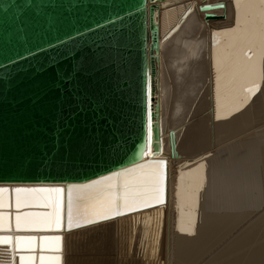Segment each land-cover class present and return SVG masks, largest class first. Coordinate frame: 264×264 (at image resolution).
Wrapping results in <instances>:
<instances>
[{"label": "water", "instance_id": "95a60500", "mask_svg": "<svg viewBox=\"0 0 264 264\" xmlns=\"http://www.w3.org/2000/svg\"><path fill=\"white\" fill-rule=\"evenodd\" d=\"M156 7L157 0H0V188L8 190L0 193V238L9 240L0 243V264L28 255L39 264L57 254L56 236L66 264L67 234L105 221L69 230L70 189L153 161L166 171V160L149 154L160 137ZM16 189L36 191L20 193L17 208Z\"/></svg>", "mask_w": 264, "mask_h": 264}, {"label": "bare ground", "instance_id": "6f19581e", "mask_svg": "<svg viewBox=\"0 0 264 264\" xmlns=\"http://www.w3.org/2000/svg\"><path fill=\"white\" fill-rule=\"evenodd\" d=\"M156 20L164 201L68 233L66 264H264V0H157Z\"/></svg>", "mask_w": 264, "mask_h": 264}, {"label": "snow or ice", "instance_id": "6c2138e0", "mask_svg": "<svg viewBox=\"0 0 264 264\" xmlns=\"http://www.w3.org/2000/svg\"><path fill=\"white\" fill-rule=\"evenodd\" d=\"M239 2V0H237ZM252 92L253 89H248ZM151 125H149V141L151 140ZM164 161H153L150 164H141L135 168L116 173L113 176L105 177L93 184L74 187L69 190L67 228L71 230L74 226L81 227L84 224L96 223L99 220L110 219L114 216L124 214L125 211H132L141 206H148L153 201L163 203L164 201ZM7 189L0 188V193L7 192ZM16 206H21L19 194L26 189H16ZM56 191H62L56 189ZM72 193H75L73 196ZM56 228L63 226L62 220L57 215L54 221ZM21 226V217H16V227ZM32 238H28L31 243ZM55 244L56 255L39 257V264H63L62 261V237L52 238ZM8 238H0V243L7 244ZM18 244L24 240L17 238ZM21 264H37L32 255L20 257Z\"/></svg>", "mask_w": 264, "mask_h": 264}, {"label": "rangeland", "instance_id": "374dc122", "mask_svg": "<svg viewBox=\"0 0 264 264\" xmlns=\"http://www.w3.org/2000/svg\"><path fill=\"white\" fill-rule=\"evenodd\" d=\"M221 15V16H220ZM219 16H220V18H216V19H224V17H225V14L224 13H221ZM256 127V128H255ZM255 127H253L252 128V130H254V129H256V130H258V131H256L255 133H257V134H253V135H248V137L250 138V137H252V138H256L257 137V140H259L260 141V143H261V145L263 146L264 145V135H262L263 133H264V119H261V120H259V122L257 123V125H255ZM251 129L250 130H248V131H252ZM263 138V139H262ZM264 147V146H263ZM176 159V158H175ZM203 164L204 163H200L199 165H197V167L199 168H197L196 167V165H194V167L195 168H193V169H191L192 167H193V165L191 166V168L190 167H185V171H188V172H185L184 170V172L186 173V175H187V177L185 178L184 176H186L185 174H183V175H179V177H177V178H179V180H177L176 181V185L178 186L177 187V191L178 192H180L181 193V195L182 194H186L187 192H189V189H190V191H192V189L191 188H193V186L195 185V187L194 188H199L198 186H200V187H203L202 186V180H203V178L205 177V174L206 173H204V172H206L207 170L205 169L207 166L204 164V166H203ZM206 166V167H205ZM201 168V169H200ZM203 168V169H202ZM199 171H197V170ZM205 169V170H204ZM195 170V171H194ZM192 171V172H191ZM194 171V172H193ZM200 171H202V173L200 172ZM183 172V173H184ZM190 172V174H188ZM195 172H196V175H195ZM192 173H194V174H192ZM204 173V174H203ZM197 175L199 176L198 178H197ZM204 176L203 178H202V176ZM191 176H192V178H191ZM184 177V178H183ZM190 178H191V180H190ZM198 179L197 181H196V179ZM181 179V180H180ZM192 179H194V184H193V180ZM183 180H185V181H183ZM188 180V181H187ZM181 181V182H180ZM188 182V183H185V182ZM196 182V183H195ZM178 183L179 184H181L180 186L178 185ZM189 183H190V185H189ZM189 186H191V187H188V185ZM193 186H192V185ZM184 185H186V186H184ZM197 185V186H196ZM183 186V187H182ZM181 187V188H180ZM185 187V188H184ZM188 187V188H187ZM180 189V191H179V189ZM194 188H193V190H194ZM183 189V190H182ZM186 189V190H185ZM188 189V190H187ZM195 189V190H196ZM182 190V191H181ZM186 191V193H184L185 191ZM111 237H113V236H111L110 235V244L112 245L113 244V238H111ZM99 264H102V263H99ZM110 264H114L113 263V260H112V258H110Z\"/></svg>", "mask_w": 264, "mask_h": 264}]
</instances>
